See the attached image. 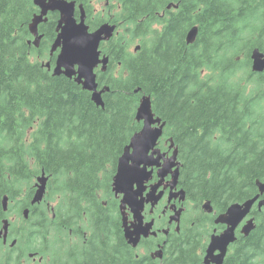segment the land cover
<instances>
[{"label":"trees","instance_id":"1","mask_svg":"<svg viewBox=\"0 0 264 264\" xmlns=\"http://www.w3.org/2000/svg\"><path fill=\"white\" fill-rule=\"evenodd\" d=\"M68 1L85 7L92 30L104 23L124 29L101 46L110 58L107 73L98 77L100 87L110 89L105 108L74 79L54 76L43 64L46 55L55 62L50 49L59 14L50 13L40 26L44 40L37 48L30 33L39 13L34 0H0V229L10 214L32 210L29 220L20 219L30 224L22 231L20 221L10 220L24 258L49 252L61 262L70 231L84 223L88 237L70 247L72 255H98L87 264L129 260L101 201L112 190L119 158L142 129L136 112L143 95L152 98L154 113L167 122L165 136L179 147L180 183L189 200L211 202L225 213L258 195L256 182H264V73L251 71V54L264 52V0H103L119 10L107 19L95 14V0ZM194 28L198 35L189 42ZM43 172L49 177L45 200L57 201L56 214L31 205L34 180ZM24 186L30 190L20 199ZM253 214L254 231L238 235L224 264H264V209ZM187 225L180 261L200 264L195 251L207 248L210 234L186 232Z\"/></svg>","mask_w":264,"mask_h":264},{"label":"water","instance_id":"2","mask_svg":"<svg viewBox=\"0 0 264 264\" xmlns=\"http://www.w3.org/2000/svg\"><path fill=\"white\" fill-rule=\"evenodd\" d=\"M34 4L39 8L40 14H36L30 25V33L35 37L34 44L39 47L43 35L39 33V26L48 22L50 13L58 12L60 20L57 27V38L52 45L51 54L59 50L54 69V76L64 75L69 79H74L85 91L92 93V101L97 107L105 108L103 95L109 92V88L99 90L96 69L101 66L102 72L108 70L110 59L103 56L100 51L102 42L110 41L117 30L116 25L105 23L96 31L91 32L87 25V14L85 8L79 6L80 20L76 18L77 3L68 0H34ZM198 35V28L192 29L188 35V41L193 42ZM138 46L136 50H139ZM252 72L256 74L264 73V52L254 49L251 54ZM50 65V64H49ZM140 90H137L138 94ZM136 120L142 123V129L136 133L125 148L124 153L118 160V167L113 179V190L117 195H123L121 210L126 206L133 205L137 196H140L145 189L144 183L151 180L153 170L149 168L157 167L159 182L152 187V192L148 194L149 201H153V206L158 203L163 192L155 196L157 190L163 186L164 180L169 175L172 181L168 184L171 190L176 188L180 177V162L178 161L179 151L175 149L171 156L162 153L158 144L167 125L166 121L158 117L153 111L152 98L143 95L137 110ZM169 150L175 148V142L171 138ZM49 178L43 172L37 179V190L31 202L32 205L40 204L46 195ZM259 194L243 203L230 205L227 211L218 216L217 225H224L226 229L221 234H214L207 249L204 264H223L229 247L237 241V231L241 228V234L248 237L255 229V218L247 220L255 207L261 212L264 209V182L257 181ZM137 185V189L135 186ZM167 185V186H168ZM167 186L165 188H167ZM183 202L186 201V192H179ZM148 199L141 200V205ZM3 207L8 208V197L3 199ZM132 207V206H131ZM208 212H212L210 202L204 204ZM181 210L172 218L178 220ZM28 212H26V215ZM151 224L140 228L137 237L127 234L130 244L137 245L140 235L147 236ZM9 229L7 220L3 223L0 231V239L4 234L5 239ZM5 232V233H4Z\"/></svg>","mask_w":264,"mask_h":264},{"label":"flooded vegetation","instance_id":"3","mask_svg":"<svg viewBox=\"0 0 264 264\" xmlns=\"http://www.w3.org/2000/svg\"><path fill=\"white\" fill-rule=\"evenodd\" d=\"M162 14L164 15L165 12ZM54 57H56V55ZM160 145L162 147H166V149L161 148L164 153H168L169 155L173 153V150H169V144L166 142V140L162 141ZM182 168L180 170L179 183L176 188L172 190V196L171 187L168 185L172 180V176H168L164 182V185L157 190L156 194H160V192L164 193L161 200L155 207H153L152 204L147 201L144 202V205H141V200L147 199V194L150 192L151 187L158 183L157 174L159 169L153 168L151 180L144 183L145 189L142 194L137 196L133 205H131L132 207L127 205L124 211L121 210L123 195H117L113 190V179L116 172L113 175L112 190L110 193H108V198L102 200L101 202L103 203L104 208L110 211L113 229L115 232L118 230L120 231V234H122L126 243V247L130 253L129 260L124 264H182L180 261V258H182L181 245L183 241L184 225H186L187 222L190 227L187 225L186 232L188 231V228L196 230L203 229L208 231L210 237H208L209 241L206 244L207 248L212 236L214 234H220L225 230L226 226L216 224V218L220 215V213H218L214 206H212L214 212L211 214L206 209H204V203L198 204L195 200H189L188 194L187 201L184 204H180L179 199L181 198V195L174 196V194H177L179 191L185 190V188L181 186L180 183L182 178ZM149 170H151V168ZM166 186L167 188H165ZM135 187L137 188V186ZM185 191L188 193L187 190ZM170 197L172 199L169 202ZM40 208L41 210H44L41 206ZM26 210L29 211L28 216H25L24 214ZM46 210L48 211V214H56V206L52 207L50 204H46ZM179 210L182 211L178 216L179 219L171 221L176 212ZM22 212V215H20V212L19 214H16L17 216L13 220L16 218H22V220L25 221L29 220L32 210L25 207L22 209ZM53 217L55 216L53 215ZM206 219L209 222V225L205 229ZM22 220L18 225V228H21V231L22 227L25 228L26 226L30 225L26 222H23ZM150 222H154V225L149 234L147 236L140 235L136 246L130 244L127 234H132L133 236L137 237V233H134V231L138 232L140 228H143L144 226L146 227ZM83 224L84 223L80 224L77 228L80 229L79 234L77 233V229L70 231L71 236L69 235L66 240L63 251L64 255L61 262L56 261V255L53 257V253L49 254V252L42 254L38 252H28L26 258H24L23 248H21L19 245V237H16L14 232L11 231V228H9L7 238L5 239L3 236L0 240V264H8L10 257H14V260L11 262V264H16L17 259H19V261L17 260L19 264H87L90 262H95V259L98 255L81 254L74 256L69 251L70 247L74 245L75 242L79 243L82 235L88 237V234L84 232ZM11 235L15 236V238H12ZM238 235L240 236L239 233ZM174 243L176 246L172 245ZM80 245L78 247H80ZM41 248L45 249L43 245H41ZM207 248L202 247L195 251V253L202 259V263L200 264H204ZM230 249L231 246L229 247V251ZM110 264H116V260H110Z\"/></svg>","mask_w":264,"mask_h":264},{"label":"rangeland","instance_id":"4","mask_svg":"<svg viewBox=\"0 0 264 264\" xmlns=\"http://www.w3.org/2000/svg\"><path fill=\"white\" fill-rule=\"evenodd\" d=\"M95 14H97V15H101V16H103L105 19H107V18H110V16H113V17H117L118 16V14H119V10L116 8V7H114V8H112L111 10L108 8V6H109V3L107 2V4H105V2L103 1V0H95ZM119 31V34L118 35H120V34H124V29L123 28H121V29H119L118 30ZM135 49V46H132L131 47V50H134ZM48 60H49V58H48V55H46L45 56V59L43 60L44 62H48ZM36 182V179L34 180V183ZM33 183V184H34ZM29 190H30V186H27V188H25V186H24V188H23V193H22V196L20 197V199H24L25 197H26V195L28 194V192H29ZM178 199V198H177ZM179 201H180V204H183V201H181L180 199H179ZM46 204H50L52 207H57V201H53V202H45V204H43V206H41L42 207V209H46ZM17 215L15 214V213H12V214H10V216L8 217V219L9 220H13L15 217H16ZM8 219H5V220H8ZM4 220V221H5ZM15 220H17L15 223H17V222H19L20 221V218H16ZM15 220H13V221H15ZM149 224H151V226L153 227V225H154V222H150ZM209 225V222L207 221V219H206V225H205V229L207 228V226ZM151 229L152 228H150L149 229V231H151ZM134 233H137V232H135L134 231ZM134 238H136V236H133ZM1 240V239H0ZM30 264V263H29Z\"/></svg>","mask_w":264,"mask_h":264}]
</instances>
